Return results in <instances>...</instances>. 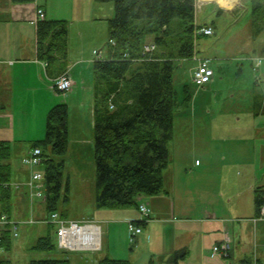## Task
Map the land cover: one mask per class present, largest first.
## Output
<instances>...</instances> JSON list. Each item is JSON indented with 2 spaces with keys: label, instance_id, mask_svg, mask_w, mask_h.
Wrapping results in <instances>:
<instances>
[{
  "label": "crops",
  "instance_id": "obj_1",
  "mask_svg": "<svg viewBox=\"0 0 264 264\" xmlns=\"http://www.w3.org/2000/svg\"><path fill=\"white\" fill-rule=\"evenodd\" d=\"M81 1L83 4L80 3ZM74 2L80 3L78 10L82 15L80 18H72L71 21L60 12L63 9L59 8H65L72 13L77 10ZM74 2L65 0L59 6H53L52 10L48 1L45 0H35L24 4H16L12 0H0L1 18L4 14V17L0 19V140L10 141L12 151L15 140H18L16 138L29 141L30 145L23 144L22 158L35 147L38 140L45 138L49 109L54 104L63 102V99H59L60 96H58L61 92L54 88V79L61 72L54 68L49 69L37 57L36 23L33 21L36 8H43L47 18L69 21L67 70L73 80V88L65 94V101L68 102L66 104L69 108V148L64 156L65 167L72 158V151L77 150L81 154L86 148L83 128L70 124V109L74 99L79 102L83 113L89 106L88 112L81 116V120L90 123L88 144L92 145L95 158L96 77L93 65L97 58H110L106 38L109 34L108 21L115 14L113 2L96 0H74ZM225 2H228L230 6ZM212 3H215L218 8L233 13L241 9L246 13L251 11L245 23L247 24L244 33L246 37L243 38L248 40L251 49L247 48L239 53L244 54L240 58L236 57L239 56L238 54L223 53L214 59L199 55V49L196 48L197 57L212 61L215 75L205 86L198 87L193 83L197 88L196 98L194 100L191 98L185 104V106H188L190 102L192 104L189 115L192 140L202 139L201 159L197 158L193 166L186 165L189 164V155L184 159L183 170L189 181V187L186 188V192L181 193L178 178L172 173L174 168H169L170 162L164 172L165 176L171 175L169 186L166 184L167 191L158 196H142L139 200V203H146L151 207L150 218L144 217L135 208H113V212L109 214L111 216L114 213L116 217L112 218L113 221L111 219L109 221L106 229L108 235L112 231V224L117 222L127 225V220H133L138 221L142 226V232L134 242L130 260L133 264H139L138 262L147 264L150 257L149 264H157L154 260L155 255L161 260L159 264L160 262L164 264H241V260L246 257L259 260L261 264H264V241L262 242L264 215L263 211L258 212L254 198L255 189L264 187V63L258 70L253 68V58L264 55V30L254 33L256 23L252 0H197V8L203 5L209 6ZM85 19L94 23L93 32L98 33L100 40L105 41L103 46H101L103 41L99 46H94L92 54L88 56L82 48H76L77 46L73 45L74 39L80 40L84 37V31H81L78 26L73 35L71 31L75 21ZM236 21H240L239 16ZM197 22L212 25L215 29L216 21L200 22L197 19ZM100 27L102 30L98 29ZM90 32L91 30H87L89 37H91ZM237 34L239 32H233L230 36ZM147 42H153V37H149ZM191 59L196 62L191 67L192 73L198 60L194 57ZM74 69H77L79 84L76 76L72 74ZM81 91L84 95H80ZM32 100L37 106V113L30 115L26 108H31ZM87 101L88 106L85 104ZM203 110L204 114H197ZM175 129L174 122V134L168 144L171 160H173ZM72 137L75 143H72ZM81 141V144H77ZM228 141H230L229 144H227ZM194 150H198L196 144L192 145V151ZM22 158L21 162L14 167L11 163L12 171H15L16 183L26 181L30 175V170L23 163ZM24 188L20 186L18 189L29 199L27 189ZM166 222L174 225L172 228L175 229L170 246L163 238L162 230L150 228L151 224ZM226 240L232 242L231 256L225 257L222 253L214 254V246ZM151 244H155L156 248H152ZM144 245L148 247L147 251L142 250Z\"/></svg>",
  "mask_w": 264,
  "mask_h": 264
},
{
  "label": "trees",
  "instance_id": "obj_2",
  "mask_svg": "<svg viewBox=\"0 0 264 264\" xmlns=\"http://www.w3.org/2000/svg\"><path fill=\"white\" fill-rule=\"evenodd\" d=\"M35 0H12L32 3ZM113 2L109 19V59H98L93 69L96 204L98 207L139 210L142 196L167 191L164 170L171 162L168 144L174 134L179 96L174 86L175 59L196 54L197 0H96ZM254 33L264 30V0H252ZM260 25V26H259ZM37 57L61 73L68 68L70 24L66 19L42 18L36 22ZM153 37L154 50H146ZM186 103L191 99L186 88ZM69 108L56 104L47 115L46 135L35 146L43 150L45 207L58 211L64 180V156L69 148ZM11 144L0 140V213L12 217L14 191ZM69 189V186L67 187ZM258 212L264 207V187L255 189ZM65 202L69 201L68 194ZM68 218L65 211H58ZM264 215V214H263ZM139 223V222H138ZM50 227H54L50 225ZM49 232L39 237L35 249L61 250ZM12 234L3 231L1 246L11 247ZM63 253L66 252L63 250ZM230 257V256H229ZM0 264H12L0 258ZM30 264H71L68 257L32 260ZM98 264H133L105 257ZM241 264H253L246 257Z\"/></svg>",
  "mask_w": 264,
  "mask_h": 264
},
{
  "label": "rangeland",
  "instance_id": "obj_3",
  "mask_svg": "<svg viewBox=\"0 0 264 264\" xmlns=\"http://www.w3.org/2000/svg\"><path fill=\"white\" fill-rule=\"evenodd\" d=\"M44 1V0H42ZM48 1L50 5V9H54L53 6H59L65 0H45ZM74 2V0H73ZM219 2V1H218ZM83 4V1L80 2ZM80 3L74 2V5L77 10L70 13L69 10L60 7L59 9H63L62 12L66 15L70 20L74 17L80 18L82 13L78 8L81 6ZM222 4L221 2H219ZM55 12V11H50ZM249 13L244 12V10H240L239 12H231L229 10L218 8L215 3L201 6V8L197 9V19L200 22H214L215 24V33L212 35H199L196 41V48L199 49L198 54L204 57H219V55L223 53H234L238 54L239 57L244 54H239L244 52L245 49H251L250 43L248 40L243 39L246 37L244 35L246 25L245 23L249 19ZM237 16H239L240 21H236ZM4 14H2V18ZM0 16V19H2ZM236 22H235V21ZM72 21V20H71ZM88 19L85 20H77L75 24H72V35L75 32L76 26L81 28V31H84V37L80 40L74 39L73 45L77 46L76 48H82L86 55H91L94 46H99V44L103 41L102 45H104L105 41L100 40L98 33L93 32V24ZM74 23V22H70ZM245 25V27H244ZM102 26V24H101ZM102 30V27L98 28ZM87 30H91L89 37L87 35ZM233 32H239L236 36H230ZM149 37L146 38L148 41ZM228 37H232L231 39H227ZM108 39V38H106ZM247 41V42H246ZM108 42V41H107ZM243 45V47H242ZM100 46V47H101ZM246 47V48H245ZM75 48V49H76ZM217 55V56H215ZM215 59V58H214ZM196 64L195 61L191 58L184 59H175V71H174V86L178 92L179 96V107H177L176 116H175V140L173 142V160H171L170 167H173L172 171L178 178L179 186L182 189L181 193L186 192V188L189 187L187 181V176H185V171L183 170L185 164V157L189 155V164L188 166L195 165L196 159H201V142L202 139L192 140V128L189 123V115L191 114V102L186 104V88L190 89L191 98L194 100L196 98V86L193 84L191 80V67ZM237 62L235 63L237 67ZM77 69L72 71V74L76 76L78 84L79 78L76 74ZM219 72V71H218ZM52 92V91H51ZM54 94V92H52ZM80 95H84V92L81 91ZM59 99L62 98L63 102L65 101L66 95L64 93L59 94ZM79 98H81L79 96ZM82 100V98H81ZM49 101V100H48ZM47 101V103H49ZM58 104V103H56ZM56 104H51L55 106ZM88 106L89 102H85ZM52 106V107H53ZM51 107V106H50ZM51 107V108H52ZM89 107V106H88ZM88 107L85 109L88 112ZM49 109V111L51 110ZM30 115L37 113V106L35 101H31V108H26ZM82 108L76 99H74L73 104L70 109V124L75 125L77 128H83V134L85 136V146L82 153L79 154L77 150L72 151L71 159L69 160L67 166L64 171V180L62 187V195L61 202L58 211H65L67 217L69 219H73L79 221L81 224H85L88 222H94L99 224L102 227L101 231V246L98 249H66L63 253L62 249L57 251H48V250H38L35 249L34 246L37 243L39 237L43 235H47L50 231L54 232L52 235L54 239L58 241L57 235L55 233L54 227H50L51 224L42 221L43 217L49 216L51 213L46 210L45 203L42 198L36 197L34 200L29 197L21 194V190L15 187V171H12V180H13V191H14V205L12 209V217L18 221L17 235H12L11 238V247L3 249L0 252V257L9 259L12 264H30L32 260L39 259H50V258H61L68 257L71 260V264H98V262L105 258L111 257L114 259H125L130 261L132 259V252L134 249V243L130 242V235L127 232V225H122L123 222H117L112 224V231L110 235L106 233L107 226L109 221H113L112 218L116 217L114 213L109 216L110 212H113V208L110 207H98L96 204V180H97V172H96V164L94 158V152L92 145L88 144V127L90 123L87 121L81 120V116L86 112H81ZM48 111V110H47ZM48 111V113H49ZM203 111L197 113L198 115L204 114ZM48 115V114H47ZM79 133V132H78ZM79 137V136H78ZM200 137V136H198ZM13 151L10 157V163L12 166L19 164L21 162V158L23 153L21 150L23 148V144L30 145L29 141L20 140L21 138H16ZM77 141V139H76ZM72 143H75V140L72 137ZM78 142L77 144H81ZM230 141L227 142L229 144ZM196 144L198 150L192 151V145ZM25 148V147H24ZM76 153V154H75ZM23 159V158H22ZM166 172V169L164 170ZM166 184L169 186L171 182V175L166 174L165 176ZM188 185V186H187ZM69 186V189L67 187ZM69 196V201L65 202V195ZM178 201V198H177ZM119 215V213H118ZM170 215L171 214H166ZM169 216V217H170ZM111 219V220H110ZM171 226V229L169 227ZM172 224L166 223H155L151 224L150 228H158L164 232L163 238L170 246V243L173 242V234L174 230L172 228ZM129 240V241H128ZM264 239L262 240V242ZM152 248H156L155 244H151ZM61 248V247H60ZM148 247L144 245L142 250L147 251ZM159 264L161 261L159 258L154 256ZM151 261V257L149 258ZM148 261L147 264L150 262ZM139 264H145V262H138ZM164 264V262H160Z\"/></svg>",
  "mask_w": 264,
  "mask_h": 264
},
{
  "label": "built area",
  "instance_id": "obj_4",
  "mask_svg": "<svg viewBox=\"0 0 264 264\" xmlns=\"http://www.w3.org/2000/svg\"><path fill=\"white\" fill-rule=\"evenodd\" d=\"M45 13L42 9H38L37 18H44ZM198 33L211 34L213 33V28L211 26L202 27L197 30ZM155 45H146V50H153ZM264 63V56L258 57L254 62V69L258 70ZM214 77V69L211 67L209 59H200L199 65L193 72V80L198 86H202L210 82ZM72 79L67 72L62 73L55 79V86L58 90L63 92H68L72 88ZM24 162L31 168H36L42 163V150L37 147L34 148L28 156L24 158ZM43 174L41 171H32L30 180L27 182V186L31 190V196L41 197L42 191L40 187L42 186L41 179ZM140 212L144 216H149L150 207L146 204H140ZM264 212V208H263ZM55 225L56 231L59 237L60 245L67 248H96L94 244L98 239L99 228L96 224H86L81 225L77 221L66 220L62 218L57 212L51 214L49 218L46 219ZM18 222L9 218L6 214L0 213V252L2 249L1 242L3 237V231L9 229L15 235H17ZM128 230L130 235V240L134 241L139 233H141L142 228L137 225L134 221L128 222ZM79 244H86V247L79 246ZM93 244V245H92ZM231 249L230 240L224 241L221 245H216L213 249L214 253H222L223 255H228ZM257 264V263H255Z\"/></svg>",
  "mask_w": 264,
  "mask_h": 264
},
{
  "label": "bare ground",
  "instance_id": "obj_5",
  "mask_svg": "<svg viewBox=\"0 0 264 264\" xmlns=\"http://www.w3.org/2000/svg\"><path fill=\"white\" fill-rule=\"evenodd\" d=\"M225 3H226L228 6H230L228 2H225ZM98 234H99V231H98ZM100 243H101L100 236H98V239H97L96 243L94 244V246L98 247V246H100ZM92 245H93V244H92ZM79 246L86 247L87 245H86V244H79Z\"/></svg>",
  "mask_w": 264,
  "mask_h": 264
}]
</instances>
